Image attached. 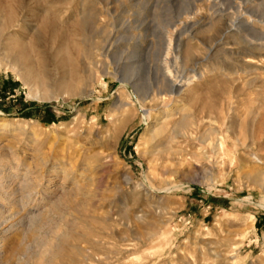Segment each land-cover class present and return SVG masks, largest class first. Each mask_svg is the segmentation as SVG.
<instances>
[{
	"label": "rangeland",
	"instance_id": "1",
	"mask_svg": "<svg viewBox=\"0 0 264 264\" xmlns=\"http://www.w3.org/2000/svg\"><path fill=\"white\" fill-rule=\"evenodd\" d=\"M259 43L264 0H0V264H264Z\"/></svg>",
	"mask_w": 264,
	"mask_h": 264
},
{
	"label": "bare ground",
	"instance_id": "2",
	"mask_svg": "<svg viewBox=\"0 0 264 264\" xmlns=\"http://www.w3.org/2000/svg\"><path fill=\"white\" fill-rule=\"evenodd\" d=\"M253 21V20H252ZM244 23V22H243ZM248 23V22H247ZM248 25V24H247ZM239 26V25H238ZM235 27V26H234ZM240 29H242L240 26L239 27H235V28H231V30H229V32H231V31H240ZM179 43H178V45H176V47L178 48V57H180V54H181V50H182V48H181V41H178ZM259 45H261V46H263L264 45V43H259ZM9 63H11V68L14 70V71H16L19 75H24V77L26 78L27 76V74H28V68H26V67H23L22 66V64L18 61V59H11L10 61H9ZM123 68V67H122ZM166 69V68H165ZM118 70V69H117ZM120 71H122L121 69H120ZM123 71H124V69H123ZM167 71H169V70H167ZM123 73V72H122ZM117 75H118V73H116ZM168 74H170L169 72H168ZM123 75V74H122ZM167 75V74H166ZM171 75V74H170ZM170 75H168V77L169 78H167L168 79V82H169V85H170V87L172 88V89H174V90H179L184 84H185V82L184 81H181V82H175L174 80H172V78L170 77ZM195 76V75H194ZM200 77V76H199ZM28 173H30L29 172V170H26V172L25 173H23L22 175H21V179H23V182H25V186H27L28 185V182L26 181L27 179H28ZM0 186H1V184H0ZM261 187L262 188H264V182L261 184ZM22 190L23 191H25V193L24 194H22L21 195V197L17 200V202H20V203H24L22 200H23V198H25V199H27V201H29V199H31L32 198V196H33V194H37L36 193V189L35 188H22ZM44 193V192H43ZM46 194V193H45ZM41 195V194H40ZM42 196V195H41ZM18 197V196H17ZM15 199V198H14ZM42 199H44V197H42ZM32 200V199H31ZM11 201V200H10ZM25 201V200H24ZM16 202V201H15ZM14 202V203H15ZM27 203V202H26ZM3 208H4V206H3V204H1L0 203V216L2 215V213H3ZM33 215V214H32ZM25 217V216H24ZM32 217H34V216H32ZM27 219H31V217H29V218H27ZM33 221V220H32Z\"/></svg>",
	"mask_w": 264,
	"mask_h": 264
}]
</instances>
